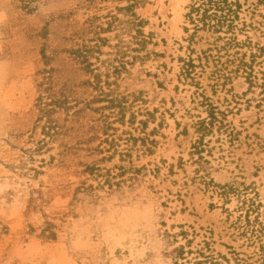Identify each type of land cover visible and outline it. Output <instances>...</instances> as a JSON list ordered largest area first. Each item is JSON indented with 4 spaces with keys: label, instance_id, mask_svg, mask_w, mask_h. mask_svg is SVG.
Wrapping results in <instances>:
<instances>
[{
    "label": "rangeland",
    "instance_id": "1",
    "mask_svg": "<svg viewBox=\"0 0 264 264\" xmlns=\"http://www.w3.org/2000/svg\"><path fill=\"white\" fill-rule=\"evenodd\" d=\"M227 1L226 32L205 0H0V264H264V90L235 71L263 81L264 0ZM95 46L99 103L69 53Z\"/></svg>",
    "mask_w": 264,
    "mask_h": 264
},
{
    "label": "trees",
    "instance_id": "2",
    "mask_svg": "<svg viewBox=\"0 0 264 264\" xmlns=\"http://www.w3.org/2000/svg\"><path fill=\"white\" fill-rule=\"evenodd\" d=\"M205 1H206V4L214 7V11L209 14H206V12H208L209 9H205L203 11L204 12V15L202 17L203 23L207 24L211 28H214V30L216 31L221 30L222 28H225L226 32L232 31L233 27H235L234 20L236 19V16H237L236 9L235 8L232 9V7L238 6V4L233 3V2H228L227 0H205ZM198 9L199 8H196L194 10L198 11ZM230 39L232 38H228L229 41L227 42V44L231 46ZM103 40H104L103 38L98 37V41H103ZM234 40L235 39H233L232 45L238 46V42H235ZM93 48H89V49L86 48L85 50H81L80 48L71 49L69 53L75 56L74 58L78 60L79 62L78 64L81 65L82 72L87 73V74H92L91 79L89 78L84 79L82 84L91 86V88L94 89V93H96L94 94L90 102L99 103V102H102V100L104 99L103 90L99 85L100 84L99 77L94 72L95 69L93 68V64L91 63L90 60H88L91 56H93L94 53L97 52L96 50H98L99 46H95ZM261 51H263L262 48H259L258 55L261 54ZM255 58H256V55L251 54V61L249 62L243 61L242 58L238 59V63L236 65L235 71L241 69L244 72L245 79L247 80L249 89H252L255 86H259L261 87L262 90H264V70L262 72L263 81H261L260 83L258 81H255L257 77L253 75V63H254ZM47 73L50 74L49 72ZM47 89H50V88L47 87ZM38 101H42V96L39 97ZM115 101H116L115 99H110L107 101V103L109 105H115L114 103ZM65 103H67L65 100L61 102V100L57 101V100H53L49 98L48 103H43L42 108L40 107V111L43 114L45 113L48 114L49 112H52L51 105L61 106L60 104H63L64 108H66L67 110L68 106L67 104L65 105ZM206 105L208 106L206 109L207 116L203 119L198 120V122H196V125H197L196 131L199 134L198 141L200 142L207 134L212 132L215 124H218L217 128L224 127V121H225L224 113L218 111L211 104L206 103ZM102 108L103 107H101V109ZM93 110L97 111L98 108H94ZM122 111H123V107L122 108L120 107V115H122ZM51 122L52 120L48 118L47 121L45 122V126L42 127L44 135L48 136L49 139L53 138L54 136H56V134L60 133L58 130H56V128H53V126L51 125ZM96 136L100 138L99 139L100 143L101 142L104 143L106 147L103 144H99L94 149H92V150L97 151L101 155V157L99 159H96L93 163L85 165L84 171L87 172V174L90 176H98L102 170L99 163L111 158L112 155L116 152V149L112 147L111 143L109 142L108 133H107L106 128H103L101 130V133L95 135V137ZM43 144H46L45 140L43 141ZM110 149H112V151ZM145 150L150 152V149L148 148H145ZM105 153H108V154L105 155ZM117 168L122 169V166H118Z\"/></svg>",
    "mask_w": 264,
    "mask_h": 264
}]
</instances>
